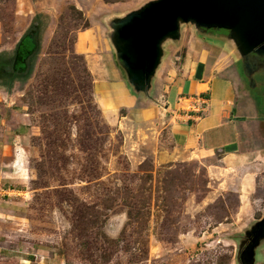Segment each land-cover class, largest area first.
Segmentation results:
<instances>
[{
  "label": "rangeland",
  "instance_id": "1",
  "mask_svg": "<svg viewBox=\"0 0 264 264\" xmlns=\"http://www.w3.org/2000/svg\"><path fill=\"white\" fill-rule=\"evenodd\" d=\"M154 1L0 0L10 41L31 26L36 39L21 74L3 73L13 49L0 52V264H264L258 251L243 256L264 213V171L249 167L250 182L218 152L175 155L162 79L195 24L179 22L178 45H165L157 118L98 107L77 33L89 28L97 42L87 50H101L113 20ZM16 6L31 17L15 23ZM241 57L229 68L239 94L255 90L264 133V55Z\"/></svg>",
  "mask_w": 264,
  "mask_h": 264
},
{
  "label": "crops",
  "instance_id": "2",
  "mask_svg": "<svg viewBox=\"0 0 264 264\" xmlns=\"http://www.w3.org/2000/svg\"><path fill=\"white\" fill-rule=\"evenodd\" d=\"M21 17L29 19L31 14L29 11L21 12L19 6H16L15 23ZM105 36L107 41L102 42L101 50L97 44L93 50H87L89 45L97 42L89 28L79 31L76 36L77 48H84L79 52L86 57L98 107L105 113L121 108L133 110L139 119L146 121L157 118L160 114L159 106L151 101L156 77L162 63L170 55L165 48L166 43L178 45L180 26L178 36H167L161 40L158 60L143 87L140 82L131 80V73L120 60L112 27L108 28ZM10 38L0 22V52L14 50L20 34L12 41ZM243 54L248 53L242 52L237 37L229 30L197 27V32L185 42L183 55L175 57L179 61L177 68H168L169 75L164 76L162 81L168 82L164 88L165 109L170 111L171 121L167 123L175 155L183 158H209L218 152L226 167L246 168L242 177L251 182L257 177L255 171H264V146L257 144L264 140V133L255 130L258 121L253 116L260 113L259 98L253 94L255 90L249 87L246 96L239 94L235 73H231L229 68L232 62L237 65L236 62L241 61ZM199 101L204 103L200 104ZM249 142L257 146L249 147ZM249 167L256 170L252 171L253 168ZM263 218L264 213L252 224L251 231ZM252 251L254 260L257 251L264 256V234L257 240Z\"/></svg>",
  "mask_w": 264,
  "mask_h": 264
},
{
  "label": "water",
  "instance_id": "3",
  "mask_svg": "<svg viewBox=\"0 0 264 264\" xmlns=\"http://www.w3.org/2000/svg\"><path fill=\"white\" fill-rule=\"evenodd\" d=\"M179 22L227 29L237 37L243 53L264 55V0H157L111 22L118 56L132 81L145 86L161 40L178 36ZM263 234L264 218L251 231L252 244L243 252L244 259H253V246Z\"/></svg>",
  "mask_w": 264,
  "mask_h": 264
},
{
  "label": "trees",
  "instance_id": "4",
  "mask_svg": "<svg viewBox=\"0 0 264 264\" xmlns=\"http://www.w3.org/2000/svg\"><path fill=\"white\" fill-rule=\"evenodd\" d=\"M31 33H34L33 42L30 43L31 50H29V51L27 50L26 51L27 52V55L23 59H21L20 56H19V54H18L19 46L21 45V43L23 42V40L25 38H27L28 34H31ZM35 49H36L35 31H34V27L31 26L28 30H26V32H24V34L20 37L19 41L17 42V44H16V46H15V48L13 50L12 57L9 60L10 61L9 65H6L7 62H4L3 66H2L3 73H8V72L9 73L10 72L11 73H18V74L23 73L25 71V69H26L27 62H28L29 58L33 55ZM19 59H21V60L24 61L23 64H21V69L18 67V65L21 63L19 61Z\"/></svg>",
  "mask_w": 264,
  "mask_h": 264
},
{
  "label": "flooded vegetation",
  "instance_id": "5",
  "mask_svg": "<svg viewBox=\"0 0 264 264\" xmlns=\"http://www.w3.org/2000/svg\"><path fill=\"white\" fill-rule=\"evenodd\" d=\"M33 39H34V33L28 34L27 38H25L23 42L21 43V45L19 46L18 54L21 59H23L27 55V52H26L27 50L28 51L31 50L30 43L33 42ZM21 59H19L21 63L18 65L20 69H21V64H23L24 62Z\"/></svg>",
  "mask_w": 264,
  "mask_h": 264
},
{
  "label": "built area",
  "instance_id": "6",
  "mask_svg": "<svg viewBox=\"0 0 264 264\" xmlns=\"http://www.w3.org/2000/svg\"><path fill=\"white\" fill-rule=\"evenodd\" d=\"M199 103H200V104H203L204 102H200V101H199ZM201 110H203V107L201 108ZM201 110H200V111H201Z\"/></svg>",
  "mask_w": 264,
  "mask_h": 264
}]
</instances>
